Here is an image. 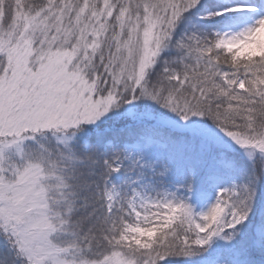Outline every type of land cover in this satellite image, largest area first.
<instances>
[{
	"label": "snow or ice",
	"instance_id": "1",
	"mask_svg": "<svg viewBox=\"0 0 264 264\" xmlns=\"http://www.w3.org/2000/svg\"><path fill=\"white\" fill-rule=\"evenodd\" d=\"M0 264H264V0H0Z\"/></svg>",
	"mask_w": 264,
	"mask_h": 264
}]
</instances>
